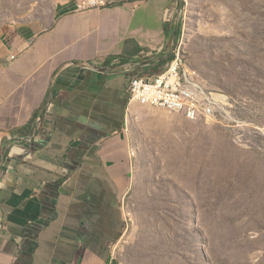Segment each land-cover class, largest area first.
<instances>
[{"label": "crops", "instance_id": "0c3cea01", "mask_svg": "<svg viewBox=\"0 0 264 264\" xmlns=\"http://www.w3.org/2000/svg\"><path fill=\"white\" fill-rule=\"evenodd\" d=\"M89 1L20 0L0 21V264H110L139 138L186 133L185 116L128 91L168 64L180 0ZM194 2L201 35L264 27V0Z\"/></svg>", "mask_w": 264, "mask_h": 264}, {"label": "rangeland", "instance_id": "374dc122", "mask_svg": "<svg viewBox=\"0 0 264 264\" xmlns=\"http://www.w3.org/2000/svg\"><path fill=\"white\" fill-rule=\"evenodd\" d=\"M19 1L0 0V21L22 13ZM179 10L175 54L219 103L212 119L186 118L185 134L139 138L112 264H264V27L211 37L196 27L194 0Z\"/></svg>", "mask_w": 264, "mask_h": 264}, {"label": "built area", "instance_id": "2783aa9c", "mask_svg": "<svg viewBox=\"0 0 264 264\" xmlns=\"http://www.w3.org/2000/svg\"><path fill=\"white\" fill-rule=\"evenodd\" d=\"M111 0H90L79 8L107 6ZM174 57L159 73L132 76L129 81L130 100L165 109L197 120L212 119L218 106L215 93L202 76L184 64L181 55ZM112 264V262L110 263Z\"/></svg>", "mask_w": 264, "mask_h": 264}, {"label": "trees", "instance_id": "16d2710c", "mask_svg": "<svg viewBox=\"0 0 264 264\" xmlns=\"http://www.w3.org/2000/svg\"><path fill=\"white\" fill-rule=\"evenodd\" d=\"M180 33H181V29H180V27L178 28V35H180ZM174 57V54H169V55H162V56H160V64L161 63H168L169 61H171L172 60V58ZM163 70V68H160L159 70H157L156 72L157 73H159V72H161Z\"/></svg>", "mask_w": 264, "mask_h": 264}, {"label": "water", "instance_id": "95a60500", "mask_svg": "<svg viewBox=\"0 0 264 264\" xmlns=\"http://www.w3.org/2000/svg\"><path fill=\"white\" fill-rule=\"evenodd\" d=\"M93 67H98V68H101V69H104V68H102V67H99V66H96V65H94V64H91Z\"/></svg>", "mask_w": 264, "mask_h": 264}, {"label": "bare ground", "instance_id": "6f19581e", "mask_svg": "<svg viewBox=\"0 0 264 264\" xmlns=\"http://www.w3.org/2000/svg\"><path fill=\"white\" fill-rule=\"evenodd\" d=\"M176 55H180V53L179 52H176ZM196 73V72H195ZM197 74V73H196ZM198 76H200L199 74H197Z\"/></svg>", "mask_w": 264, "mask_h": 264}]
</instances>
